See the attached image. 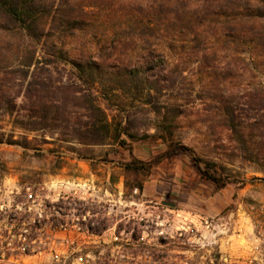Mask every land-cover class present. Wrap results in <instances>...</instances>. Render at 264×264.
I'll list each match as a JSON object with an SVG mask.
<instances>
[{
	"label": "rangeland",
	"instance_id": "obj_1",
	"mask_svg": "<svg viewBox=\"0 0 264 264\" xmlns=\"http://www.w3.org/2000/svg\"><path fill=\"white\" fill-rule=\"evenodd\" d=\"M72 2L76 22L42 20L40 41L0 34V134L27 140L0 143V264H264V0ZM86 99L117 141L73 138ZM163 134L225 187L186 154L123 167Z\"/></svg>",
	"mask_w": 264,
	"mask_h": 264
},
{
	"label": "trees",
	"instance_id": "obj_2",
	"mask_svg": "<svg viewBox=\"0 0 264 264\" xmlns=\"http://www.w3.org/2000/svg\"><path fill=\"white\" fill-rule=\"evenodd\" d=\"M45 2L48 3L47 9L42 8V5ZM74 5L75 4L72 2V0H0V34L4 32L10 34L11 36L23 35L30 40L37 39V41H40V38L42 37L41 32H43L44 29H41V32L37 33L35 32V28H38L37 26H44L42 25L44 24L42 20L50 18V25L58 23V25L63 27L68 26L70 23L76 22L77 19L75 17L76 13L74 10ZM258 23L261 24V21L248 20L247 24L245 23V26L249 31H252L255 27H257ZM32 42L34 43V41ZM44 60L46 62L52 63L58 60H65V58L62 50H58L47 53V56ZM39 63L40 61L38 59H34V56L27 55L23 57V60L20 61L18 67L29 68ZM151 63L152 61L147 59V62H143L142 64L151 66ZM76 67L79 69V65H76ZM22 73V76L25 77L27 76L28 72L22 71ZM33 84L36 85L35 82H31L28 84V86L30 87ZM29 92L27 90V93ZM256 97L257 99H260L264 96L262 94H258ZM84 106V109L88 113L87 121L80 129L76 131L77 133L73 134L74 139L85 145H94L102 144L105 141H117L121 137V133L117 131V128L112 129L111 123L108 121L104 112L99 107L95 106L91 99H86L84 101ZM41 108L42 117L40 119L43 121L45 116H47L46 110L48 107H46L45 104H41ZM229 122V127L232 132L238 134L241 129V124L234 123L233 119H230ZM32 128L25 127L26 130L30 131L33 130ZM20 139L21 140H14L10 136L6 141H4L3 134H0V143L19 145L23 149H26V138ZM158 139H160L165 144V149L162 152L154 155L149 160H140L132 157L129 162L124 163L123 167L127 170L133 171L148 170L173 156L186 154L189 156L194 170L198 173L202 180H205L217 189H222L225 187L227 184L226 180L218 178L204 170L200 165V159L196 157L189 148L174 142L170 135L167 134L160 135ZM245 142L246 141H244V143ZM120 144L121 146H125V141L121 140ZM82 159L86 158L82 157ZM262 181L264 180L262 179Z\"/></svg>",
	"mask_w": 264,
	"mask_h": 264
},
{
	"label": "water",
	"instance_id": "obj_3",
	"mask_svg": "<svg viewBox=\"0 0 264 264\" xmlns=\"http://www.w3.org/2000/svg\"><path fill=\"white\" fill-rule=\"evenodd\" d=\"M170 206H172V204H170Z\"/></svg>",
	"mask_w": 264,
	"mask_h": 264
}]
</instances>
